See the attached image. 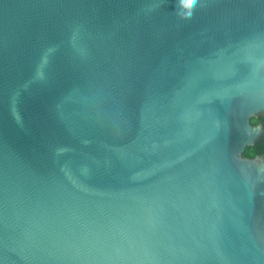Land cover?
Listing matches in <instances>:
<instances>
[{
  "label": "water",
  "instance_id": "1",
  "mask_svg": "<svg viewBox=\"0 0 264 264\" xmlns=\"http://www.w3.org/2000/svg\"><path fill=\"white\" fill-rule=\"evenodd\" d=\"M264 0H0V264H264Z\"/></svg>",
  "mask_w": 264,
  "mask_h": 264
},
{
  "label": "trees",
  "instance_id": "2",
  "mask_svg": "<svg viewBox=\"0 0 264 264\" xmlns=\"http://www.w3.org/2000/svg\"><path fill=\"white\" fill-rule=\"evenodd\" d=\"M250 123L253 126H256L258 124L264 125V116H258L256 118H252L250 120ZM260 155L264 156V136L254 146L247 147L243 154L244 157H247L250 159H253Z\"/></svg>",
  "mask_w": 264,
  "mask_h": 264
}]
</instances>
